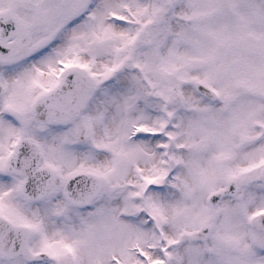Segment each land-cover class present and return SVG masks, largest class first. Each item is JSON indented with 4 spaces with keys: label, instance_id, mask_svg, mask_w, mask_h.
Instances as JSON below:
<instances>
[{
    "label": "snow or ice",
    "instance_id": "1",
    "mask_svg": "<svg viewBox=\"0 0 264 264\" xmlns=\"http://www.w3.org/2000/svg\"><path fill=\"white\" fill-rule=\"evenodd\" d=\"M0 264H264V0H0Z\"/></svg>",
    "mask_w": 264,
    "mask_h": 264
}]
</instances>
